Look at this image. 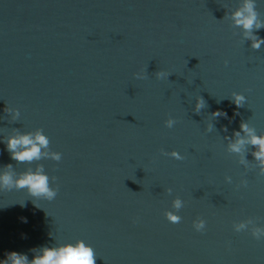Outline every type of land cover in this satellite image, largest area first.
I'll return each instance as SVG.
<instances>
[{"label":"water","instance_id":"1","mask_svg":"<svg viewBox=\"0 0 264 264\" xmlns=\"http://www.w3.org/2000/svg\"><path fill=\"white\" fill-rule=\"evenodd\" d=\"M237 3L0 0V138L40 128L62 153L40 161L58 187L45 210L22 190L0 194V259L12 250L31 259L55 236L84 239L95 264H264V241L232 230L247 217L264 225V175L241 166L223 139L241 120L264 132V46L252 49L225 16ZM256 7L264 18V0ZM160 70L168 79L156 78ZM234 91L247 97L243 107ZM197 96L206 101L199 114ZM7 106L20 110L19 122ZM217 109L228 116L212 117ZM8 163L29 166L0 143V165ZM174 195L185 201L179 223L164 215ZM197 217L203 233L192 227Z\"/></svg>","mask_w":264,"mask_h":264},{"label":"clouds","instance_id":"2","mask_svg":"<svg viewBox=\"0 0 264 264\" xmlns=\"http://www.w3.org/2000/svg\"><path fill=\"white\" fill-rule=\"evenodd\" d=\"M257 0H238L237 6L225 13L233 27L239 29L240 37L243 41H249L250 47L254 50H260L264 46V37L257 35V32L264 28V18L257 11ZM145 71H137L134 77L138 80L145 78ZM157 79H168L169 73L160 70L155 73ZM231 101L237 108L243 107L247 97L238 91L231 93ZM219 103V101H218ZM206 107V101L203 97L197 96L194 111L199 114ZM4 111L8 114L11 123L19 122L20 110L18 108L7 106ZM238 114V113H237ZM212 117H227L228 113L223 110H215L211 113ZM4 117H0V120ZM177 124V119L169 116L164 125L172 129ZM215 125L210 121L206 124V131L214 132ZM227 132V128L224 129ZM227 141L226 150L238 158V163L245 169L255 164L258 173L264 175V132H257L248 121L241 120L239 129L233 130L231 136H224ZM0 143L5 145L11 160L17 164H28L23 170L17 171L11 164L0 165V194L13 190H22L26 196L31 199V203L38 209L42 207L43 201L51 202L58 194V187L54 184L55 177H50L45 167L40 161L51 159L59 162L62 159V153L51 150L50 140L45 132L36 128L34 130H22L13 128L12 132L6 138H0ZM250 152L254 162L247 159V153ZM161 154L170 156L176 160H183L184 156L176 149L170 152L161 149ZM34 164V166H32ZM226 183L231 184L233 178L230 175L224 177ZM241 185H246L247 181L242 179ZM169 195H172L173 189H166ZM23 208L26 207V201H16ZM185 206V201L179 196L174 195L171 199V208L165 210L164 215L171 223H179L182 216L180 210ZM45 210V209H44ZM46 214H48L46 212ZM23 223H27L26 217H21ZM193 229L198 233L207 230V221L202 217H197L192 221ZM232 230L236 233L246 232L257 241H264V225L258 224L252 217L235 220L232 222ZM50 235H52L50 233ZM54 243L44 244L30 249L31 259L28 253L15 250L7 251L0 264H95V250L91 244L84 239L59 241L55 236L52 237Z\"/></svg>","mask_w":264,"mask_h":264}]
</instances>
